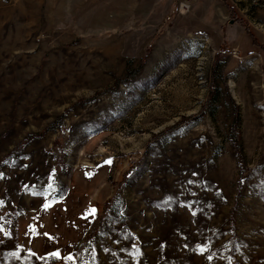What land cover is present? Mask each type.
I'll return each instance as SVG.
<instances>
[{
    "label": "rangeland",
    "instance_id": "rangeland-1",
    "mask_svg": "<svg viewBox=\"0 0 264 264\" xmlns=\"http://www.w3.org/2000/svg\"><path fill=\"white\" fill-rule=\"evenodd\" d=\"M0 264H264V0H0Z\"/></svg>",
    "mask_w": 264,
    "mask_h": 264
},
{
    "label": "snow or ice",
    "instance_id": "snow-or-ice-1",
    "mask_svg": "<svg viewBox=\"0 0 264 264\" xmlns=\"http://www.w3.org/2000/svg\"><path fill=\"white\" fill-rule=\"evenodd\" d=\"M49 187H51V185H49ZM42 206L45 207V208H47L49 205H48V203L46 201L45 204L42 205ZM92 211H93V213L95 212L94 209ZM5 235H7V233H5ZM200 251H204V248L203 247H200ZM52 255L55 256V257H57V258H60V254L58 252H53ZM208 258L209 259H212V257H208ZM66 259H69L70 260V259H72V256L69 255L68 257H66Z\"/></svg>",
    "mask_w": 264,
    "mask_h": 264
},
{
    "label": "trees",
    "instance_id": "trees-1",
    "mask_svg": "<svg viewBox=\"0 0 264 264\" xmlns=\"http://www.w3.org/2000/svg\"><path fill=\"white\" fill-rule=\"evenodd\" d=\"M247 32V31H246ZM248 33V32H247ZM249 35V34H248ZM251 42H252V44H255V45H257V42L255 41V40H251ZM77 253V252H76Z\"/></svg>",
    "mask_w": 264,
    "mask_h": 264
}]
</instances>
